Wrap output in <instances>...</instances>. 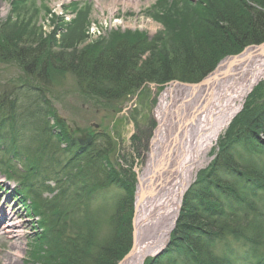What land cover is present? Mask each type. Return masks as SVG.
Returning <instances> with one entry per match:
<instances>
[{
  "label": "rangeland",
  "instance_id": "rangeland-1",
  "mask_svg": "<svg viewBox=\"0 0 264 264\" xmlns=\"http://www.w3.org/2000/svg\"><path fill=\"white\" fill-rule=\"evenodd\" d=\"M59 1L0 0V41L2 37L11 40V36L18 43L15 45L37 51V58L40 57L41 61L40 65L32 68L31 76L20 69L23 68L21 65L0 59V93L3 97H9L8 100H14L16 104L12 105V111L7 108L8 101L5 99L1 104L5 111L3 114L10 113L7 116L0 115V217L3 222L11 223L8 221L12 214L17 213L18 222L20 221L17 228L20 227L18 232L21 235L18 246L15 247L8 241L7 235L0 231V264H65L67 254H64V245L72 236L75 237L73 239H76L78 248L83 246L86 250L88 258L100 259L103 248L110 247L109 240L114 232L117 233L116 228L113 229L114 208L118 205L116 202L129 201L126 187L133 186V190L131 188L128 191L133 192L134 205L138 174L146 164L157 127L155 108L160 96L173 84H198L194 81L197 68H193L190 62L183 63L182 67L176 62L173 63V57L168 58L173 51L171 48L182 43L194 53L202 51L203 48L211 52L206 59L200 61L205 66L213 61L211 64L214 69L202 80L210 76L227 58L225 54L228 48H216L212 42L222 27L218 21L211 20L213 11L217 1L223 3L224 0ZM226 1L237 3L245 11L248 10L244 4L251 7L247 0ZM236 14L239 15V12ZM195 24L198 28L193 26ZM126 44L132 45L133 49L145 48L139 63H147L151 67L149 74L154 76V81L145 82L118 102H110L86 93L79 88L72 72L62 69V66L83 54L85 58H96L102 53L112 52V48H126ZM164 74L168 75L165 78L170 81L160 83ZM24 83L32 87L31 92ZM258 86L246 106L247 112L264 104V79L255 88ZM34 93L41 95L42 99L35 101ZM233 119L213 143L207 155V163L199 171L209 167L217 155L221 141L224 150L230 146V151L238 155L237 163L243 166L253 165L264 173L263 149L254 146L252 148L246 145L247 140L239 138V143H243L244 148L240 144L232 143V138L225 135ZM1 124L5 126L2 127ZM236 130L232 128L229 134H238ZM88 135L92 136L90 142L81 147L99 143L102 151L100 156L108 164L106 170L113 172L117 184L112 182L105 189L98 188L87 199L83 196L75 209L57 204L59 213L50 215L57 209L56 207L54 210L55 202L51 199L56 193L53 181L41 185V179L33 178V174H26L27 167L23 163H27V160L32 164L37 162V169L43 178L54 179L55 172L61 175L64 171L67 175L70 171L65 172L62 167L69 156L74 157L66 153L67 138L72 137L77 141ZM100 140H109V145ZM58 147L63 152H58ZM95 163L96 161L94 165ZM56 173L55 176L59 177ZM106 177L107 175L100 173L97 181L102 183ZM225 181L232 185L238 184L240 190L244 187V183H239L232 176ZM250 190L251 193L247 192L248 198L257 201L259 216L253 213L247 215L246 225L254 230L253 225L256 224L258 231L255 236H259L256 237L259 244L250 247L225 236L208 246L209 253L226 259L229 264H258L264 258V181H259V190L255 187ZM38 194L41 195V201L33 198ZM68 194H72L70 188ZM1 211H4L3 215ZM230 212L227 210L226 214ZM42 221L47 223L42 225ZM176 223L177 220L174 221L165 247L158 251V255L145 261L164 253ZM41 225L48 227V241L40 238L43 232ZM249 228L247 227L251 232ZM73 248L75 247L71 249ZM123 249L111 253L112 259H117ZM98 263L106 262L102 263L100 260ZM173 263L179 264L176 260ZM106 264H112V261Z\"/></svg>",
  "mask_w": 264,
  "mask_h": 264
},
{
  "label": "trees",
  "instance_id": "trees-1",
  "mask_svg": "<svg viewBox=\"0 0 264 264\" xmlns=\"http://www.w3.org/2000/svg\"><path fill=\"white\" fill-rule=\"evenodd\" d=\"M247 1L251 4V7L250 5L244 4V7H246L248 11H245V8L244 10L240 9L237 3H227L226 0L222 1L223 3H218L217 1V4H215V10L213 11L214 15H212L211 20L218 21L217 23H220L222 27L221 30L218 31L217 37L212 39V42L213 46L216 48H228L226 50L228 52L225 54L226 57L239 54L247 46L264 43V0ZM242 11H245V13ZM236 12H239V15L236 14ZM191 22L192 21H190V23ZM192 24H194V22ZM196 24L198 25L199 23ZM196 24L193 26L198 28ZM10 38L11 40L7 37L1 38L0 59L9 63L21 65L23 68L20 69L23 71L25 70L27 75L32 76V68L40 65L41 62L40 57L37 58V51L30 48H21L19 45H15L18 43L14 41L13 37L10 36ZM14 38H16V36H14ZM47 46L50 48L49 45ZM185 46L186 45L182 43L180 45L178 44L176 48H173V46L171 48L173 51L170 52L168 58L170 59L173 57V63L176 62L181 67L183 63L190 62L193 68H197L194 81L199 83L211 69H214L212 66L213 61H211V65L209 64L210 67H207L209 65L205 66L202 64V61H200L206 59L211 52L203 48L202 51H200L201 53H194L190 50L191 48ZM143 49H133L132 45H127L126 48H112V52L114 53H102L96 56V58H91L89 56L85 58L83 54L74 59L73 62H68L66 65L62 66V69L67 72H72L78 82L79 88L86 93L100 96L110 102H118L138 89L145 82L151 83L154 81V76L149 74V69L151 70V67L147 65V63H143L142 65L139 63L140 57L144 52ZM37 50H39V48ZM162 77L160 83L170 81L169 78H165L168 77V75L165 76L164 74ZM187 81L190 80L187 78ZM25 85L27 90L31 92L32 87L27 83H24V86ZM98 85L100 87H98ZM258 88L259 86L249 95L243 110L233 119L225 135L230 136L233 141L232 143H237V145L243 144L239 143V138H242L243 141L247 140L245 141L247 142L246 145L264 150V138H261L262 135L264 136V104L259 108L254 107L248 112V108H246L250 97L253 96ZM1 94L2 93H0V115L7 116L10 112L7 113V115L3 114L5 111L1 105L3 103L2 100L5 99V101H8L7 108H9V111H12L13 106L16 104L14 100H8L9 97H3ZM34 94L35 101H37V99H42L41 95ZM43 116L47 118L46 115ZM12 117L13 115L10 116V118ZM5 119L6 117L4 121ZM1 126L4 127L5 125L1 124ZM232 128H236V132L239 133L230 135L229 132ZM59 140L63 141V139ZM103 141L109 145V140L108 142L100 140V142ZM220 142L216 157L212 160L207 169L199 171L194 185H192L184 195L182 208L175 229L171 233L168 248L159 257L149 259L145 261L144 264H174L173 260H176L179 264H229V261L226 259H220L215 254L209 253L208 246L215 241L222 240L221 238L225 236H230L235 242L241 241L244 245L248 244L250 247H255V245L259 244V239H256V237L259 236H255L258 231L256 224L253 225L254 230H251L249 226L246 225L247 215L253 213L259 216V206L256 205L257 201L255 199L250 200L248 198L247 192L251 193L250 189H252V187L259 190V181H264V173L258 171L253 165L243 166L237 163L238 155L236 156L230 151V146L226 149L229 150L228 152L224 150V145H221ZM67 146V155H74V157L69 156L70 158L66 160L62 167V170L64 168L65 172L70 171L67 175L63 171L64 174L62 173L61 175L55 172L59 177L55 176L54 173V179L43 178L41 177L42 175H40L41 173L39 174L40 170L38 171L37 169V162L32 164L27 160V163L30 162V164L23 163L25 168L27 167L26 174H33V178L36 177L39 180L41 179L39 181L41 185H44L45 182L53 181L56 187V193L51 199L55 202L54 210L56 207L57 209L55 212H51L50 215H57L59 213L57 204H60L62 207L65 206L75 209L78 206L77 202H81L83 196L87 199V197L92 195L95 191L97 192L98 188L105 189V186L112 184V182H114L115 185L117 184L114 181L116 177L114 178L113 172H109L108 169L106 170L108 164L105 163V158L100 156L102 151L99 149L98 142L89 144L86 147H81L74 138L70 137L67 138ZM57 149L58 152H63L60 147ZM93 160L96 161L95 165V161ZM89 163L91 166H89ZM100 173L107 175L102 183L97 181V176ZM231 176L235 177L239 183H244V187L241 189L242 191L238 189V184L232 185L225 181ZM74 187H76L75 190ZM69 188L72 194H68ZM131 188L133 190V186L130 188L126 187L129 201L122 203H119V201L116 202L118 205L114 208L113 229L116 228L115 230L117 233L114 232V235L110 238V247L105 246L103 248L104 252L100 255L101 258L99 257L100 259L97 258L96 260L88 258L86 250L83 249V246L78 248L75 243L76 239H73L75 237L72 236L73 238H68L70 241L64 245L67 252L64 253L67 254L65 255V264H99L98 262L100 260L102 263H109V261H112V264H116L130 251L132 246V219L134 214L132 200L133 192L128 191ZM59 197L60 200L58 201ZM33 198H36V201L42 200L40 199V194L35 197L33 196ZM109 199H111V197H109ZM220 201H224V203H222L223 206ZM259 201L260 198L258 202ZM68 205H70V207H68ZM225 210H230L231 212L226 214ZM38 215L41 214L38 213ZM45 222L47 223V221H42V225L45 224ZM257 224H259V221H257ZM42 225L43 232L40 234V238L48 241V227L46 228V226L43 227ZM60 243L62 244V242ZM67 244L69 246H67ZM73 246L75 248L71 249ZM119 249H123L122 254L117 259L113 260L111 253ZM262 263H264V258L258 262V264Z\"/></svg>",
  "mask_w": 264,
  "mask_h": 264
},
{
  "label": "bare ground",
  "instance_id": "bare-ground-1",
  "mask_svg": "<svg viewBox=\"0 0 264 264\" xmlns=\"http://www.w3.org/2000/svg\"><path fill=\"white\" fill-rule=\"evenodd\" d=\"M216 73L215 82L196 91L173 84L160 96L155 108L157 127L135 191V248L124 264H143L166 245L184 190L238 112L244 88L264 77V50H249L235 63L223 61ZM18 220L17 213L11 223L0 217V231L15 247L21 238Z\"/></svg>",
  "mask_w": 264,
  "mask_h": 264
},
{
  "label": "water",
  "instance_id": "water-1",
  "mask_svg": "<svg viewBox=\"0 0 264 264\" xmlns=\"http://www.w3.org/2000/svg\"><path fill=\"white\" fill-rule=\"evenodd\" d=\"M263 49L264 50V44L262 45H259V46H250V47H247L243 50V52H241L239 55L237 56H233V57H229V58H226L227 60H231V61H234L237 62L239 60H241L242 58H244V55L246 54L247 51L251 50L253 52H257V51H263L261 50ZM218 68V67H217ZM217 70V69H216ZM216 70L210 75L208 76L207 78H205L203 81H201L200 83L198 84H195V85H191L192 88H194V91H196L197 89H199L200 87H203V86H206V85H209L211 82H215L216 79L219 77L218 74L216 73ZM260 80V79H259ZM258 81L253 83L252 85L249 84V86H246L243 90V99H245L247 97V95L251 92V90L253 89V87L255 85H257ZM177 85V84H176ZM241 109V106L239 107L238 111ZM237 113V112H236ZM235 113V115H236ZM234 116V115H233ZM91 140V136H88L86 139L84 140H79V143L81 145H84L85 143H89ZM189 187V185H188ZM188 187L184 190V192L188 189ZM183 192V194H184ZM183 196V195H182ZM181 201H182V197L180 199V203H179V208L181 206ZM135 205H134V215H135ZM179 211V209H178ZM178 215V213H177ZM177 219V216L175 218V221ZM133 243H132V247H131V250L129 251V253L127 255L124 256V258L118 263V264H124V262L127 260L128 256L134 251V248H135V242H136V230H135V224H134V220H133ZM165 247V246H164ZM163 249V248H162ZM161 249V250H162ZM160 251V250H159ZM160 252L156 253L155 255H158Z\"/></svg>",
  "mask_w": 264,
  "mask_h": 264
}]
</instances>
